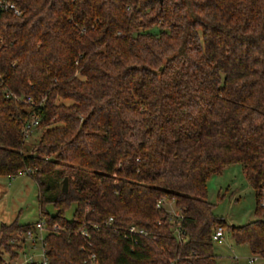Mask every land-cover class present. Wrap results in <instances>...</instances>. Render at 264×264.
I'll use <instances>...</instances> for the list:
<instances>
[{
	"label": "trees",
	"instance_id": "trees-1",
	"mask_svg": "<svg viewBox=\"0 0 264 264\" xmlns=\"http://www.w3.org/2000/svg\"><path fill=\"white\" fill-rule=\"evenodd\" d=\"M10 1L0 176L36 183L46 264H217L207 178L264 183V0ZM38 221L0 223V264H38L4 257ZM229 228L264 255L262 219Z\"/></svg>",
	"mask_w": 264,
	"mask_h": 264
},
{
	"label": "rangeland",
	"instance_id": "rangeland-1",
	"mask_svg": "<svg viewBox=\"0 0 264 264\" xmlns=\"http://www.w3.org/2000/svg\"><path fill=\"white\" fill-rule=\"evenodd\" d=\"M41 130L34 129L27 138V143L34 142ZM207 200L213 204L212 211L225 220L223 235L219 241L213 242L217 264H234L235 259L242 262L245 258L252 256L246 243H236L231 235L230 226L242 225L250 220L262 219V213L256 212L257 197L255 189L245 179L238 163L224 166L219 173L212 174L206 180ZM164 207L172 214L178 215V211L172 200L164 199ZM49 212H54L51 204L46 206ZM73 205L68 207L64 214L70 217ZM39 209L37 203V185L26 174L14 176H0V223H8L17 219L20 223L39 220ZM44 233V231H43ZM25 238L22 245V252L26 256L32 255L35 261L42 258V244L39 238ZM4 257L9 261L21 263L24 256L18 253V257L9 259L7 254ZM237 257V258H235ZM252 264H264V258L256 256Z\"/></svg>",
	"mask_w": 264,
	"mask_h": 264
},
{
	"label": "built area",
	"instance_id": "built-area-1",
	"mask_svg": "<svg viewBox=\"0 0 264 264\" xmlns=\"http://www.w3.org/2000/svg\"><path fill=\"white\" fill-rule=\"evenodd\" d=\"M0 9H5V10H12L15 14L19 13V10L17 9V7L15 6V4L13 2H11L10 0H0ZM27 101H30L31 98L27 97L26 98ZM37 124V119L33 116L29 121L26 122V124L23 127V136L25 139H27L32 131L34 126ZM257 205L259 207V209H262V213L264 212V183L259 186L257 188ZM112 220L111 217H109L108 221L110 222ZM262 220L264 222V219L262 217ZM36 232L34 231H27L24 235L25 238L28 237L30 238L32 241H34V239L32 238L33 233L35 234L34 237H37L40 239L41 244H42V258L40 261H36L38 264H46V258L44 255V247H43V231H44V224L41 221H38L36 223ZM223 228L220 225H217L213 232H212V240L214 241H219L223 235ZM135 228L133 226L130 227V230H134ZM263 232H264V228H263ZM24 238V240H25ZM19 253L22 254L24 256V260L22 262H32L35 261L32 257V255L26 256L25 252H22V250H19ZM256 256H261L264 258V255H260V254H253L252 256H248L245 258V261L242 262L240 260L235 259V263L234 264H252L255 257ZM237 258V257H235ZM14 263H18L17 261L13 260Z\"/></svg>",
	"mask_w": 264,
	"mask_h": 264
},
{
	"label": "water",
	"instance_id": "water-1",
	"mask_svg": "<svg viewBox=\"0 0 264 264\" xmlns=\"http://www.w3.org/2000/svg\"><path fill=\"white\" fill-rule=\"evenodd\" d=\"M67 184H68V181H67V178L65 177V178L63 179V182H62V190H63V191L67 189ZM262 217H263V219H264V212L262 213Z\"/></svg>",
	"mask_w": 264,
	"mask_h": 264
}]
</instances>
